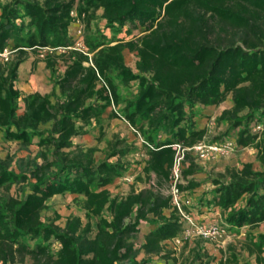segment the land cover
<instances>
[{"label": "trees", "instance_id": "obj_1", "mask_svg": "<svg viewBox=\"0 0 264 264\" xmlns=\"http://www.w3.org/2000/svg\"><path fill=\"white\" fill-rule=\"evenodd\" d=\"M72 9L82 17L90 55L69 48ZM99 10L109 38L98 29L85 32ZM126 25L127 33L140 32L118 38ZM42 47L53 48L43 59L51 89L23 93L16 86L18 67L29 50ZM4 48L12 54L0 63L2 137L38 149L15 165L10 155L0 157V264L170 259L167 241L182 239L186 224L167 192L172 144L189 147L202 140L207 128L198 123L200 106H217L229 95L231 106L215 118L226 128L210 141L231 140L237 151L254 147L260 168L250 161L227 164L211 189L192 198L201 183L189 176L200 166L189 151L181 172L185 183L177 186L183 211L195 221H201L196 212L217 208L229 234L246 228L241 250L253 256V264H264V233L253 231L264 222V0H3L0 52ZM125 50L135 53L134 68ZM108 108L107 117H123L145 142L137 146L116 137L97 158L96 146L75 138L93 126L100 137ZM257 124L262 130H255ZM137 150L143 154L141 175L153 183L113 195L108 186L128 169L125 156ZM64 194L80 198L84 216L70 214L60 225L59 214L44 212L49 198ZM144 221L153 227L138 243ZM193 243L187 264L238 263L232 245L217 259L201 240Z\"/></svg>", "mask_w": 264, "mask_h": 264}, {"label": "rangeland", "instance_id": "obj_2", "mask_svg": "<svg viewBox=\"0 0 264 264\" xmlns=\"http://www.w3.org/2000/svg\"><path fill=\"white\" fill-rule=\"evenodd\" d=\"M100 15L101 11L99 10L90 19L88 26L86 24L85 32L92 33L94 30L98 29L102 32L105 31L107 37L109 38L112 36V33L109 30L105 29L104 20L100 17ZM70 28L72 32L76 31V27L71 26ZM126 28H128L127 25L123 27L122 32L117 34L118 38L127 40L140 32V29H134L132 33H127ZM40 54L41 52L39 50H29L28 58L31 62L29 71H27V74L21 79V84L19 80L16 81L18 85H21L22 90L29 87H33L38 90H45L51 84L49 80V71L45 68V62L43 60L46 54L44 56H41ZM124 57L126 63L134 68V64L136 61L135 53L125 50ZM33 63H35L34 68H32ZM25 64L26 63H24V65ZM59 67L62 68V65ZM109 112L110 109L108 108L104 114V119L101 122V130L103 131V134H101L100 137H97L100 130L99 126H93L89 133L75 138V143H81L87 146H96L98 148V151L95 153L97 158L103 156L104 153L102 150L105 148L107 141L110 139H114L117 137L119 139L126 140L127 143H137V146H140L141 143L137 135L134 134L129 124L123 117L119 116L109 118L107 117V114ZM213 115L214 114H204L202 115V118L207 120L206 124L212 119L215 122L216 117H212ZM206 124L205 127L210 130L207 134L208 140H211L213 137L215 138L216 136L220 135L226 128L224 125H218L216 123H214L211 128H208ZM37 149L38 147L34 143L28 145L26 148H23L16 142L5 141L2 137V132L0 131V157L10 155L13 158L14 165L15 160H18L20 158L25 159L28 156H34ZM255 154L256 149L252 146H248L238 151L234 149L231 153L228 154L210 157L201 164L196 161L194 157L195 161L198 162L200 169L194 175H190L189 177H194L201 183V185L196 188V191L194 192L192 198H197L202 191L211 189L213 187L211 181L212 178L215 177L217 173L222 172L224 166L227 164L239 166L243 162H246L250 159L252 160L251 162L254 168H260V164L256 160ZM125 160L127 162H130L128 169L120 178L116 179L112 184L108 186L113 195L125 194L126 192H128L132 185L136 189H139L145 186H149L151 183H153V180H151L150 182L147 179L144 180V177L141 175L142 163H140V160H143V154L140 151L137 150L131 152L130 154H127L125 156ZM137 176H142L143 179H137ZM126 177L128 179H125ZM181 182L185 183V179L182 175ZM10 193H15V186L11 188ZM77 200H80V198H76L73 194L55 195L48 199L47 203L50 205V208L45 210L44 214L49 217H54L55 214H59L60 218L56 222L60 225L63 224L65 218L70 214L79 215L83 218L84 211L80 207ZM193 212L195 213V210ZM204 212L205 209H203L202 213L196 212L195 214L198 217V215H201ZM215 217H205L203 219H200L201 221L199 223L207 224L214 221L213 219H215ZM152 227L153 225L149 222L144 221L141 223L139 233L137 234L138 243L141 242L144 232L151 229ZM245 231L246 228H243L239 232L231 233L225 237L208 239L193 234L191 229L188 228L185 224L183 226L182 239L181 237H178V240L173 239L171 241H167L168 248H171V250L173 251V253L171 254L172 257L170 259L153 257L151 264H187L189 250L192 246H194L193 242L198 239L201 240L202 248L207 250L210 255H214L217 259L224 254H229V252H231V249H229L228 246L232 245L235 247V251L239 257L237 264H253V256H249L246 251L241 250L242 236ZM253 231L264 233V222L260 223L258 227H256ZM23 264H30V260H26Z\"/></svg>", "mask_w": 264, "mask_h": 264}, {"label": "built area", "instance_id": "obj_3", "mask_svg": "<svg viewBox=\"0 0 264 264\" xmlns=\"http://www.w3.org/2000/svg\"><path fill=\"white\" fill-rule=\"evenodd\" d=\"M3 1V0H0ZM71 16L74 18V27H76V31L72 32V40L73 45L69 48H73L76 50L81 51L84 54L90 55V53L87 52V48L84 44V23L82 21V17H79L77 15V12L75 9H72L70 11ZM53 48L50 47H42L39 49L41 52V56H44L45 54L52 51ZM65 48L59 47L58 50H64ZM12 54V50L9 48H4L0 52V63H4L9 60L10 56ZM214 120H210L206 126L208 128H211L212 125H214ZM130 126V125H129ZM131 130L133 132H136V130L131 127ZM263 126L261 124H257L255 126L256 131L262 130ZM210 130L207 129V133L203 137L202 140L196 142L192 146H183L179 143H173L172 147L175 150V156L173 165L171 168V175H170V184L167 189V192L171 195V203L173 206H175L181 215L182 220L186 223L187 227L191 229L193 234H196L198 236H202L204 238L208 239H215V238H221L228 236L229 233L227 231V225L221 221L214 220L212 222H209L207 224H201L197 221H195L192 216H190L188 213L183 211L182 204H183V196L181 191L179 190L177 183L181 182V172L183 168V161L185 160V155L187 152L193 153L195 156L196 161H198L200 164L204 163L207 159L210 157H215L222 154H228L231 153L235 149V145L231 140H225L223 142H217V141H210L207 139V134ZM137 137L139 138V141L141 143L145 142L143 138L139 135V133H136ZM125 179H128L127 177ZM188 235V234H187ZM244 235V234H243ZM178 240L177 238H175Z\"/></svg>", "mask_w": 264, "mask_h": 264}, {"label": "crops", "instance_id": "obj_4", "mask_svg": "<svg viewBox=\"0 0 264 264\" xmlns=\"http://www.w3.org/2000/svg\"><path fill=\"white\" fill-rule=\"evenodd\" d=\"M24 63H26L25 65H24ZM30 59L27 57V59L23 62V63H21L20 65H19V67H18V79L17 80H19L20 81V84H21V79L27 74V71H29V67H30ZM43 63V62H42ZM16 86L23 92V93H28V92H31V91H39V92H41V93H48L49 91H50V89H51V84L49 85V87L48 88H46L45 90H38V89H36V88H31V87H29V88H27V89H23L22 90V87H21V85H18L17 83H16ZM225 103V104H224ZM231 100H230V95L227 97V99L225 100V101H223L222 103H220L219 105H217V106H212V105H210V106H200V118L198 117V123H199V125L201 126V127H204L205 126V124H206V119H204V118H202V115H204V114H208V115H210V114H214L212 117H216V116H218L219 114H220V112L223 110V109H225V108H229L230 106H231ZM204 121H205V124H204ZM246 161V160H245ZM247 161H252V160H247ZM237 164H238V162H237ZM239 166H241V165H239ZM207 208H205V212L203 213V214H201V215H198V218L199 219H203V218H209L210 216L212 217H215V219H213V220H217V221H222V219H221V217H220V214H219V211L217 210V208H212V210H210V211H207ZM202 217V218H201ZM219 219V220H218ZM140 226H141V224L139 225V229H140ZM150 230V229H149ZM149 230H147V231H145L144 232V234L146 233V232H148Z\"/></svg>", "mask_w": 264, "mask_h": 264}]
</instances>
